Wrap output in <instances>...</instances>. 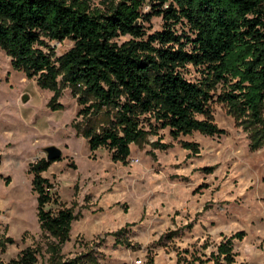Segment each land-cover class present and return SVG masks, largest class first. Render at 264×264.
Listing matches in <instances>:
<instances>
[{
    "label": "trees",
    "instance_id": "trees-1",
    "mask_svg": "<svg viewBox=\"0 0 264 264\" xmlns=\"http://www.w3.org/2000/svg\"><path fill=\"white\" fill-rule=\"evenodd\" d=\"M95 1L0 0V51L14 71L54 93L52 109L60 107L62 88L71 90L79 106L73 127L91 153L104 149L124 165L130 147L149 138L154 149L166 150L165 130L173 140L219 137L225 132L214 124L215 104L247 132L251 150L264 147V0ZM153 18L161 20L159 30L150 31ZM121 37L127 40L118 43ZM64 41L72 45L57 56L52 44ZM181 146L197 153L195 143ZM56 161L40 159L28 169L47 262L99 264L92 249L72 258L61 253L76 216L42 177ZM242 238H223L197 262L234 264L233 244ZM5 246L1 241L0 252ZM39 255L27 247L0 264H36Z\"/></svg>",
    "mask_w": 264,
    "mask_h": 264
},
{
    "label": "rangeland",
    "instance_id": "rangeland-1",
    "mask_svg": "<svg viewBox=\"0 0 264 264\" xmlns=\"http://www.w3.org/2000/svg\"><path fill=\"white\" fill-rule=\"evenodd\" d=\"M149 26L159 30L161 20L153 18ZM71 45L52 44L57 56ZM192 77L191 71L187 78ZM53 96L14 71L0 51V242L6 244L1 262L32 247L40 253L36 264H48L28 169L53 146L61 158L42 177L76 216L64 257L92 249L99 264H203L197 259L208 258L223 238L241 232L242 240L233 244L234 264H264V147L251 150L247 132L224 106H213L214 124L224 135L193 133L173 140L165 130L160 133L166 150L154 149L149 138L132 145L122 165L104 149L91 153L77 134L79 106L70 89L62 88L55 109ZM181 142L197 144V153ZM120 229L122 235L113 236Z\"/></svg>",
    "mask_w": 264,
    "mask_h": 264
},
{
    "label": "water",
    "instance_id": "water-1",
    "mask_svg": "<svg viewBox=\"0 0 264 264\" xmlns=\"http://www.w3.org/2000/svg\"><path fill=\"white\" fill-rule=\"evenodd\" d=\"M46 160L56 161L61 158V151L53 146L45 148Z\"/></svg>",
    "mask_w": 264,
    "mask_h": 264
}]
</instances>
